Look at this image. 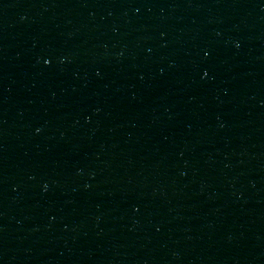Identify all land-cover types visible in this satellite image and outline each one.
Masks as SVG:
<instances>
[{"label": "water", "instance_id": "obj_1", "mask_svg": "<svg viewBox=\"0 0 264 264\" xmlns=\"http://www.w3.org/2000/svg\"><path fill=\"white\" fill-rule=\"evenodd\" d=\"M0 264H264V0H0Z\"/></svg>", "mask_w": 264, "mask_h": 264}]
</instances>
